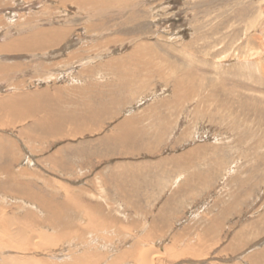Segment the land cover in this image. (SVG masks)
Instances as JSON below:
<instances>
[{"label":"rangeland","instance_id":"rangeland-1","mask_svg":"<svg viewBox=\"0 0 264 264\" xmlns=\"http://www.w3.org/2000/svg\"><path fill=\"white\" fill-rule=\"evenodd\" d=\"M0 50V206L42 219L20 187L87 211L29 254L110 264L181 239L197 256L158 264H264V0H0Z\"/></svg>","mask_w":264,"mask_h":264},{"label":"bare ground","instance_id":"bare-ground-1","mask_svg":"<svg viewBox=\"0 0 264 264\" xmlns=\"http://www.w3.org/2000/svg\"><path fill=\"white\" fill-rule=\"evenodd\" d=\"M56 31L60 33L61 30L54 28L52 30L37 31L32 38H29L28 41L23 39L20 43L33 44V42H52V36L55 37L56 40L61 38V36L53 34ZM48 38H51V40ZM35 43L33 45H35ZM50 123V115H44L35 122L33 127L34 129H38L43 132L49 128ZM2 126H4V122L0 117V127ZM23 131L25 132V130ZM14 160L15 159L11 156V154L1 156L0 153V190L3 192L5 191L3 188L6 187L7 183L14 181V176L16 174L10 169ZM6 166L7 169L5 168ZM7 171L9 175H5ZM21 184L29 187L28 183L22 182ZM18 189L21 193L30 194L39 202L38 208L44 212V216L42 219H35L34 213L31 210H25L23 212V220H20L13 214L12 211L6 210V206H0V264H95L99 258H94L96 255H93V253L75 255L59 263H53L48 258H39L29 254V252L33 250H41L47 249L50 246H57L56 244L58 242L64 241L65 239L68 241L75 240L73 236L78 238L80 235L78 219L80 218L81 213H87V211L83 208L84 206L81 208L74 207V200H71L72 198L69 199L67 197L64 199V202H57L58 204H56V202L43 199V196L40 194L38 195V193L33 194L31 192H27L20 189V187H18ZM86 207L87 206H85V208ZM88 208L91 209V207ZM88 208L87 210L89 211ZM90 213L91 212L88 214ZM83 216L84 214L82 217ZM103 217L105 218L102 219V221L101 219L97 220L95 217L87 219L85 223L87 224V230L89 229L93 232V234H97L101 228H104V230L111 228L113 224L110 223L109 217H106V215ZM42 224H44V226ZM48 229H51V233L46 231ZM139 246L140 245H132V248L129 251L123 255H119L116 261L113 263L112 260L110 264H121L126 256L131 257V264H158L157 261H159L161 254L159 256L155 253L164 254V252L173 258H180L184 255L197 256V253L194 251V244H184L181 239L174 241L173 244L166 247L163 252L155 251L153 249H148V251L144 249L142 251ZM70 249L71 247L69 245L67 250Z\"/></svg>","mask_w":264,"mask_h":264},{"label":"crops","instance_id":"crops-1","mask_svg":"<svg viewBox=\"0 0 264 264\" xmlns=\"http://www.w3.org/2000/svg\"><path fill=\"white\" fill-rule=\"evenodd\" d=\"M150 234V233H149ZM144 238V237H143ZM143 238H141V239H143ZM151 238H152V236H151ZM116 259H117V257L113 260V263L116 261ZM124 263H126V261L124 262Z\"/></svg>","mask_w":264,"mask_h":264}]
</instances>
